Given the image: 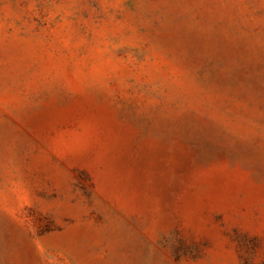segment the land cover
<instances>
[{"label":"rangeland","instance_id":"374dc122","mask_svg":"<svg viewBox=\"0 0 264 264\" xmlns=\"http://www.w3.org/2000/svg\"><path fill=\"white\" fill-rule=\"evenodd\" d=\"M0 264H264V0H0Z\"/></svg>","mask_w":264,"mask_h":264}]
</instances>
